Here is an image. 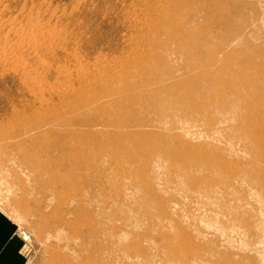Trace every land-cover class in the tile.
Listing matches in <instances>:
<instances>
[{
  "label": "rangeland",
  "instance_id": "obj_1",
  "mask_svg": "<svg viewBox=\"0 0 264 264\" xmlns=\"http://www.w3.org/2000/svg\"><path fill=\"white\" fill-rule=\"evenodd\" d=\"M212 4L0 0V211L24 264H264V0L231 24ZM184 34L208 52L182 59ZM168 78L194 80L205 103L171 118L144 99L112 107L116 89ZM114 111L182 126L98 124Z\"/></svg>",
  "mask_w": 264,
  "mask_h": 264
},
{
  "label": "bare ground",
  "instance_id": "obj_2",
  "mask_svg": "<svg viewBox=\"0 0 264 264\" xmlns=\"http://www.w3.org/2000/svg\"><path fill=\"white\" fill-rule=\"evenodd\" d=\"M209 1H210L211 4L214 2L212 5H214L216 8H225L226 7L224 10H220L221 12L215 13L214 16H216V18L217 17H220V16H223L225 18L226 22H228L229 24H231V21L232 20L234 21L235 16L241 11L240 6L243 5V0H209ZM212 13H210V15L213 16ZM226 25L227 24L226 23H223V22L220 24V26H226ZM184 35H185L184 37L187 39V41L184 38V43H182V45L184 47V50H185L184 53H182V55H181V58L182 59H191L192 58L191 56H196V57L197 56H200V57H202L203 54H205V52H208L209 46H208V42H207V39L206 38H201V37H188V36H186V34H184ZM238 35H239V33L236 31L235 34L234 33H231V36L230 37L233 38V37H236ZM182 40H183V38L181 40H178V42H181ZM187 45H188V48H187ZM217 50L218 51H221V49L220 50L217 49ZM200 57H198V58H200ZM213 61H214L213 59H210L209 61H205L204 60V62H202V63L207 64V65H210V64H212ZM151 78H154V77H146V79H151ZM171 79L172 78H168V79L161 80L159 86H157L155 89H153V91H148V93H146L143 96H141L140 94H137V93L135 95H132L131 94L132 91L127 90V89H125V90L116 89L113 92L112 95L118 98V102L115 101V103H113V106L112 107L113 108L123 107V110L125 111V113L127 112L128 114L130 113V115H131V114H134L135 112H137L136 105L138 103L136 104V102L138 101L140 103L141 100L144 99L145 101L143 103H140V104H142V107H141V111L142 112L148 113V114H151L152 113L156 117H158V116L159 117L160 116H165L167 118V116H169V118H171L172 116H175V113H177L176 112V111H178V110H176L177 107H179V109H181V108H183V105H185L187 103H191V104L194 103L195 105L196 104H201V103L204 104L205 103V100H204L205 88H202V87L196 88V86L194 87V85H197L194 80L193 81L186 82V83H179L175 79L174 82L171 83L170 85L167 84V82L169 80H171ZM153 84L154 83H152V82H148L147 83L148 86H151ZM123 94H125V95H123ZM146 101H149V103H146ZM89 106H92V105H89ZM180 106H181V108H180ZM97 113H98V115H97ZM100 114L103 116L106 113H105V111H102V110H98V111H96V110L95 111L94 110H90L89 113H88V116L95 117V116H99ZM114 114H115V111L112 112L110 115H112L114 117ZM179 115L180 114H178V116ZM88 116L84 114L83 116H81L80 118H78L77 122L79 124H81V125L82 124H87V126H90L92 123H89L88 121L89 120H94L96 118L89 119L88 121H85V119ZM98 119H100V118H98ZM168 121H169V119H168ZM186 122H187V120H186ZM74 124L77 125L76 122H74ZM98 124L99 125H102V127L103 126H106V128L107 127L108 128L110 127V128L122 129V128H127V127H152V128H159V129H162V131H165V129L166 128H169V126H170L169 129L172 128V129H177L178 130V128H180L178 126L181 125L182 123L178 124V123H175L174 121H172L169 124V122H168L167 124H169V126L166 127L164 125L165 128L163 129V125L161 124V122L159 120L156 121V120H152V119H149V120L145 119V120H142V121H139V120L136 121L133 117H131L128 121H125L123 119L120 120V117L117 116V117H114V121H111V124L110 123L109 124L107 123L108 125H105V122L102 124L101 121ZM183 124H184V120H183ZM186 129H187V127H186ZM67 136H68V134H67ZM111 136H112V138H115V139L118 138V136L116 134H111ZM68 137L70 138V136H68ZM123 137L125 139H128V140H130V138H133L132 135H126V134ZM150 137H153V136H150ZM162 138H163V136L161 137V139ZM81 145H83V143H81ZM142 145L147 146L146 144H139L136 147H139V146H142ZM121 146H126V144L123 143ZM65 148H67V147H65ZM70 149H71V147H70ZM68 151H71V150H69V147H68ZM65 154H67V153H65ZM175 156L176 155H174V157ZM60 159H62V158H60ZM76 165H78V164H76ZM78 167H77V169H78ZM81 169H80V171H81ZM75 174H78V172L75 173ZM69 175H71V174H69ZM63 176H65V175H63ZM76 217H77V215H76ZM81 219H83V218H81ZM77 224H78V222H77ZM68 225H66V227ZM84 226H85V223H84ZM81 227H83V226H81ZM71 228H72V226H71ZM81 232L83 233L82 230H81ZM85 241L88 242V239H85Z\"/></svg>",
  "mask_w": 264,
  "mask_h": 264
},
{
  "label": "crops",
  "instance_id": "obj_3",
  "mask_svg": "<svg viewBox=\"0 0 264 264\" xmlns=\"http://www.w3.org/2000/svg\"><path fill=\"white\" fill-rule=\"evenodd\" d=\"M0 264H24L23 240L0 211Z\"/></svg>",
  "mask_w": 264,
  "mask_h": 264
}]
</instances>
